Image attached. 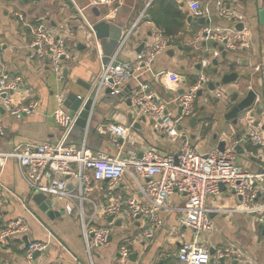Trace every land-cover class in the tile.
Masks as SVG:
<instances>
[{"label":"crops","instance_id":"obj_1","mask_svg":"<svg viewBox=\"0 0 264 264\" xmlns=\"http://www.w3.org/2000/svg\"><path fill=\"white\" fill-rule=\"evenodd\" d=\"M154 1L111 0L110 3L95 5L88 9L89 0H72L73 6L66 5L63 0H0V55L3 65L1 68L10 80L19 77L23 80L20 92L14 94V105L26 106L33 101L39 103L35 112L19 117H12L4 109H0L4 124V134L0 135V153L13 152L24 144L41 145L58 141L62 132L52 118L59 107L58 96L63 99L67 93H76L83 97L88 95L89 91L81 85H91L102 65L97 58L95 45L88 42L91 40L90 31L78 9H86V17L92 25L105 21L120 27L123 31L129 32L134 28L122 55L123 62L134 63L138 55L137 48L144 40L147 49L157 43L160 36L163 37V28L157 26L152 16L148 14V9ZM171 1L179 5L176 7L183 13L185 19H175L172 22L173 27L169 30L176 31L181 25V31L168 38L170 42L164 53L155 61L151 72L146 70L136 72L135 77L138 79L133 77L119 94L106 91L101 96L90 121L88 119L87 136L86 129L76 127L68 138L67 145L80 149L86 144V148L94 154L100 153L121 159L127 157L128 150H134L139 157L149 149L156 150L162 156L177 153L184 139L172 141L160 130H156L150 120L137 118L136 108L132 105L130 97L137 91L141 82L149 84L160 98L170 104L167 109L172 117H179L182 109L171 101L193 87L194 82H198L201 75L205 74L207 82L203 88L204 95L197 99L193 116L188 120L184 119L179 130L201 153L218 150L219 143L223 141L227 142L225 149L236 144V165L244 167L250 173H264V147L246 141L247 126L250 122L254 124L258 121L257 127L264 132V114L261 116L255 114L252 119L250 116L257 108L264 109V79L257 77L259 80L256 82L263 98L261 105L242 115L237 125L225 120L224 117L235 106L231 102L233 95L243 91L242 88H247V91L254 88L253 78L264 67V24L261 23L260 17V12H264V0L225 1L227 7L243 16L242 22L237 23L235 28L239 24L244 25L243 32L248 36V46L236 52H227L226 58H223L221 53L217 58L219 64L215 66L211 61L206 70H203L202 63L208 59L213 60L214 56L210 50L213 45L206 46L203 42H196V35L209 25L213 28L227 29L233 24L218 17L216 0H200L204 6L208 4L212 10V17L205 19L210 23L205 25L196 22L201 18L191 16L184 0ZM94 8L100 12L99 18L92 12ZM16 14L23 15L31 27L43 24L65 36L73 60L64 67L62 79L59 80L54 75L47 61L38 60L32 49L34 38L31 30L19 21ZM158 16L162 18L163 13L159 12ZM207 54L211 55L208 59ZM226 74H237L239 78L231 85L217 88L214 93H222L218 99L224 102L217 103L216 97H213L215 94L209 91V84L220 82L222 76ZM167 85L176 86L177 92L171 93ZM207 99L209 102H206ZM194 119H197V123H194ZM137 122L139 125L135 129ZM108 123L131 127L132 133L130 139L124 141V150H119L113 145L111 135L98 131L101 125ZM205 123H209L210 126L205 128ZM216 135L218 140L214 139ZM1 181L22 201L16 200L8 192L0 194V229L20 219L29 226L30 231L26 235L14 238L6 245H0V264H28L25 261L27 242L50 244L46 253L37 259L39 264H89L80 218L69 216L64 211L65 205L57 202L53 204L52 210L58 213V216L49 218L33 201L35 195L22 178L15 160H10L3 167ZM138 181L143 185L148 182L146 179L137 180L125 175L119 183L117 195L125 201L134 196L142 199L138 194ZM105 186L106 184H103L100 191L93 192L92 196L97 202L103 200ZM260 201L263 202L264 198ZM206 205L211 210L210 217L215 224V230L202 234L201 241L202 246L213 254L212 264H264V223H260L257 216L241 211L238 208V198L227 194L226 191L219 198H209ZM184 207L185 198L175 192L162 211L164 226L156 239L148 246L143 243L131 246V254H138L136 264H183L177 258L179 242L174 232L180 226ZM84 209L87 221L91 218L92 206L86 202ZM95 224L104 225L105 222L99 221ZM185 231L188 240L193 241L192 230ZM137 233L136 225L126 233L116 228L109 244L94 252V263L116 264L123 237L131 239ZM25 237L27 242L24 240ZM235 251L239 255H236ZM219 256L223 257L219 259ZM215 258H218V261Z\"/></svg>","mask_w":264,"mask_h":264},{"label":"built area","instance_id":"obj_2","mask_svg":"<svg viewBox=\"0 0 264 264\" xmlns=\"http://www.w3.org/2000/svg\"><path fill=\"white\" fill-rule=\"evenodd\" d=\"M216 1L218 17L233 25L227 29L206 26L196 35V42H203L208 46L218 44L227 52L246 48L248 36L235 28L237 23L242 22L243 16L227 7L224 4L226 0ZM110 2L111 0H89L87 7L89 9L92 6ZM184 2L188 5L192 17L197 19L212 17V10L208 4L204 6L200 0H184ZM78 12L88 26L91 38L88 42L95 45L97 58L102 65L99 74L91 83L85 100V102L92 100L90 121L101 96L107 90L119 94L135 77L136 72L144 70L151 72L155 61L164 53L170 40L160 36L157 43L137 55L134 63H125L122 55L125 53L134 28L129 32L123 31L117 49L104 64L105 56L93 32L94 25L88 21L86 9H78ZM16 16L31 30L34 38L32 49L38 60L47 61L54 75L59 80L62 79L64 67L73 60L65 36L43 24L31 27L23 15L16 14ZM210 50L215 59L221 54L216 48H210ZM211 61L212 59H208L202 63L203 70L210 66ZM2 66L0 55V109H4L12 117L30 115L35 112L39 107L38 101H33L26 106L14 105V94L20 92L23 80L20 77L10 80L2 70ZM135 79L138 78L135 77ZM206 82L207 77L202 74L193 87L171 101L182 109L181 115L174 118L167 109L170 104L160 98L149 84L141 82L137 91L131 95L130 100L136 108L137 118L143 117L150 120L156 130H160L172 141L184 139L179 151L168 156H162L156 150L149 149L139 157L134 150H128L127 157L121 159L100 153L94 154L86 148V144L80 149L67 145V140L77 127V120L84 106L78 112L71 113L64 109L63 99L58 96L59 107L52 118L61 129V138L41 145L24 144L18 146L13 152L0 153V194L8 192L16 200L22 201L1 181L3 167L10 160H15L22 178L33 195L43 194L54 203H63L64 211L69 216L80 218L89 264H95L94 252L109 244L116 228L126 233L139 223L140 231L133 238L123 237L116 258V264H128L131 246L139 243L148 246L156 239L164 226L162 211L166 208L171 196L178 192L185 198V207L180 226L174 232L179 242L177 258L183 264H212L213 258L210 251L202 246L201 241L202 234L215 230V224L210 217L211 210L206 205L207 200L219 198L223 194L220 185H223L227 194L241 198L238 206L241 211L254 214L260 223H264V201H260L264 198V173H250L244 167L236 165V144L223 152L215 150L201 153L179 130L183 120L193 116L198 92L203 90ZM167 89L171 93L177 92L176 86L167 85ZM221 96L220 92L215 94L216 98ZM209 126V123L204 124L205 128ZM87 127L88 125L85 128L86 136L89 130ZM98 131L111 135L113 145L119 150H124V141L129 140L132 133L130 126L115 123L101 125ZM3 134V117L0 115V135ZM247 134L246 141L264 147V132L253 122L247 126ZM121 140H123L122 144ZM125 175H130L137 180L139 178L148 180L145 185L138 181V194L142 196V199L134 196L125 201L117 195L119 183ZM103 184H106L103 187V190L105 189L103 200L97 202L92 194L95 190L100 191ZM86 202L92 206V215L87 221L84 209ZM110 217L112 221L108 222ZM99 221H104L105 224L96 225L95 223ZM118 221H121L120 227L116 226ZM186 229L192 230L193 241L188 240ZM29 231V226L22 220L12 221L0 229V245H6L14 238L28 234ZM49 246L48 242L30 243L25 250V261L28 264H39L37 260H34L36 253L41 256L46 253ZM234 253L239 255L237 251ZM222 257L219 256V259ZM215 260L218 261V258Z\"/></svg>","mask_w":264,"mask_h":264},{"label":"water","instance_id":"obj_3","mask_svg":"<svg viewBox=\"0 0 264 264\" xmlns=\"http://www.w3.org/2000/svg\"><path fill=\"white\" fill-rule=\"evenodd\" d=\"M66 5L68 6H73L72 0H63ZM73 4V5H72ZM92 12L96 14V16L99 18L100 17V12L97 9H93ZM260 17H261V23L264 24V12H260ZM147 20L150 21V18L147 17ZM192 18H189V21H191ZM201 25L209 24L210 22L201 18L199 20H196ZM237 31H243L244 30V25L239 24L236 26ZM93 32L95 34L96 40L100 43L104 56L105 58L103 59V63L106 64L108 62L109 57L115 52L117 49L119 42L121 40L123 30L120 27H117L113 24H110L105 21H100L97 22L94 27H93ZM146 45V40H144L139 48H137V53L141 54L143 50L145 49ZM206 46H208L206 44ZM213 48L218 49L222 54L223 58H226L227 56V51L224 49V47H219L218 44H213ZM210 54H207L206 57L207 59L210 58ZM212 63L217 66L219 64L217 59H213ZM201 67V65H199ZM218 73V72H217ZM257 77H262L264 79V67L261 69V72H259L258 75H256L253 78L252 84H255L254 88H250L248 91L246 90L247 88H242L243 91H239L233 95L231 98V102L235 104V106L227 113L225 114V120L233 122L234 125H237L241 116L246 115L249 113V111L253 107H258V105H261L263 98L260 96V91L257 88L256 82L259 80ZM239 76L237 74H226L222 76V79L220 82L215 83H210L209 84V91L215 94L217 88L219 87H226L228 85H231L232 83L236 82L238 80ZM85 90L89 91L91 85H81ZM110 90H107V93H110ZM203 90H200L198 92V98L203 97L204 93ZM215 98V96H213ZM211 97V99H213ZM217 103L222 102L221 99L215 98ZM86 96H79L76 93H67L63 97V106L64 108L68 109L70 112H78L83 106V109L80 113V116L77 120V127L81 129H85L87 125V121L89 119L90 111H91V104L92 100H89L85 102ZM209 99L206 100V102ZM224 103V102H222ZM182 111V110H181ZM251 119L254 118L255 114H258L259 116L264 114V109L262 108H257L255 113L253 112L250 113ZM194 123H197V119H194ZM138 122L135 124L134 128H138ZM255 126H259V122L256 121L254 122ZM248 138V135H247ZM215 140H218V135L214 137ZM226 141L220 142L218 145V150L223 152L225 150L226 146ZM239 149V147H238ZM221 192L224 193L226 191L225 187L223 185H220ZM238 200H241V198H238ZM33 201L40 207V209L49 217V218H54L55 216H58V213H55L52 210V205L54 201L50 200L46 195L43 194H36L33 197ZM253 216H255L253 214ZM112 218H108V222H111ZM117 227L121 226V221H118L116 223ZM24 240L27 242V237L24 238ZM30 242H27L26 245L29 246ZM213 254H211L212 256ZM40 254L36 253L34 260H37L39 258ZM138 258V254L132 253L129 258V262H132L133 264H136Z\"/></svg>","mask_w":264,"mask_h":264},{"label":"trees","instance_id":"obj_4","mask_svg":"<svg viewBox=\"0 0 264 264\" xmlns=\"http://www.w3.org/2000/svg\"><path fill=\"white\" fill-rule=\"evenodd\" d=\"M175 4L174 1L171 0H155L151 6L148 9V14L152 16L154 23L162 27L164 32H163V37L171 38L173 37L176 33L181 31L182 26H178L176 31H170L172 26V22L177 20H184L185 17L183 13L177 8L179 5ZM159 12L163 13L162 18H160ZM194 82V84H196ZM136 228L138 229V232L140 231V228L138 225H136ZM22 253V252H21Z\"/></svg>","mask_w":264,"mask_h":264}]
</instances>
